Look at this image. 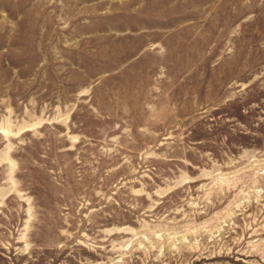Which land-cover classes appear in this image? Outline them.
<instances>
[{
    "label": "rangeland",
    "instance_id": "374dc122",
    "mask_svg": "<svg viewBox=\"0 0 264 264\" xmlns=\"http://www.w3.org/2000/svg\"><path fill=\"white\" fill-rule=\"evenodd\" d=\"M0 264H264V0H0Z\"/></svg>",
    "mask_w": 264,
    "mask_h": 264
}]
</instances>
